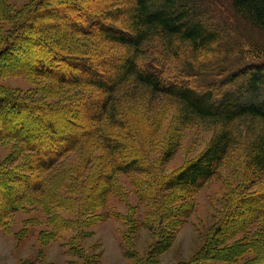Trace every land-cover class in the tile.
<instances>
[{
    "label": "trees",
    "instance_id": "1",
    "mask_svg": "<svg viewBox=\"0 0 264 264\" xmlns=\"http://www.w3.org/2000/svg\"><path fill=\"white\" fill-rule=\"evenodd\" d=\"M80 1L33 0L14 15L0 14V53L19 46L29 20L40 38L67 46L70 52L61 58L67 64L62 72L44 62L1 70L0 80L25 76L45 84L34 97L0 86L4 113L22 102L54 108L78 101L89 119V125H76L79 130L49 144L44 152L37 145L29 147L20 130H0V144L14 143L12 155L0 165V175L23 171L19 176L23 185L10 187L13 192L0 206V229L15 213L40 212V225L46 228L39 231L40 240L53 243L71 233L63 244L65 255L100 264L102 253L89 257L84 243L94 236V225L114 219L127 229L123 234L127 260L160 264L159 257L175 239L177 220L194 211V195L220 167L234 163L240 186L229 196L221 220L208 230L204 246L192 260L177 264H261L264 255L258 253L264 242L256 238L239 243L236 238L264 218V188L252 190L264 183V39L251 42L238 35V41L234 30L206 13L205 0H104L93 12H83ZM230 1L237 19L264 33V0ZM53 3L72 7L79 18L70 20L66 10L50 8ZM48 16L53 21L42 23ZM78 40L84 43L82 48ZM110 49L116 54L110 55ZM54 94L67 100L46 104ZM167 108L174 109L169 111L174 117L164 113ZM166 122H175L178 131L195 125L215 131L197 158L169 176H163L160 167L178 152L180 136L168 134L172 142L159 147L156 138ZM48 124L57 132L53 123ZM134 129L150 137L157 159L138 152ZM138 175L144 176V184L135 181L131 189H138L134 194L139 204H149L144 218L129 204L132 190L122 181ZM114 198L127 206L126 214L110 205ZM239 199L248 205L237 207ZM234 212L238 218L228 225L224 218ZM36 225V218H28L18 233L27 238ZM143 228L152 230L155 239L145 254L137 249Z\"/></svg>",
    "mask_w": 264,
    "mask_h": 264
},
{
    "label": "rangeland",
    "instance_id": "2",
    "mask_svg": "<svg viewBox=\"0 0 264 264\" xmlns=\"http://www.w3.org/2000/svg\"><path fill=\"white\" fill-rule=\"evenodd\" d=\"M32 1L33 0H0V14L6 16L14 15L25 9ZM103 2L104 0H82L78 2V4L83 7V12H93L94 10L101 9ZM204 6L206 8V13H210V16H212L211 19H213L214 22L229 26L230 32L234 30L235 39H238V35L239 37L246 36L251 42L264 39V33H258L250 26L244 25L235 17L230 0H205ZM50 8H58L59 11L66 10L69 12V16L71 15L70 20H77L79 18V12L72 7H66L65 9L62 5L53 3ZM5 10L8 12H5ZM52 18L51 16L43 17L41 22H51L53 21ZM35 22L36 20H34L33 23L35 24ZM31 23L32 21H27L22 33L25 34V39L19 43L18 47L14 50L12 49L13 52L3 51L0 53V71L26 69L29 66L37 67L44 62L45 65H56L57 70L62 72V70L67 67V64L61 58L70 53L67 46H53L48 40L40 38L37 32L38 29ZM240 40L242 41V39ZM79 44L82 48L84 43L79 41ZM108 52L110 55L116 54V51L111 49ZM76 53L77 52L74 54ZM34 80L25 76L4 78L0 80V86L5 90L11 91L13 94L22 96L33 95L34 97V95L40 93L41 89L44 88L43 86H45L42 81L37 79ZM80 93L79 96L83 98L84 93ZM261 97L264 100V93ZM82 98L80 100H82ZM58 100L64 102L67 99L60 95L57 97L56 94H54L53 97L47 100L46 104H55ZM247 100L250 101L248 98ZM45 106L46 105L41 103L34 105L22 102L17 104L9 113H4L0 108V130L3 132H12L18 129L21 131V134L26 136V143L29 147L37 145L38 148L44 152L49 144L59 142V140L63 141L65 136L74 133V130H79L77 126L87 125V122H89L85 107H81L78 101L69 104L64 103L54 108H47ZM171 109L174 111L173 108H167L164 113L169 112ZM171 113L169 112L167 115L169 118L171 116L174 117L173 113ZM48 123H53L57 132L50 130ZM171 123H168L170 125L166 124L164 127L165 129L157 136V143L160 144L159 147L167 146L172 142L169 137H173L174 133L177 132L180 136V148L174 157L164 164L162 163L160 170L163 176L173 174L183 168L188 162L197 158L204 151L215 134L213 129L202 127L201 125H195L178 131L176 123ZM131 134L136 139L134 146L138 148V152L157 159L158 152L152 149L153 144H151L152 148L150 149L149 136H146V134L136 129H134ZM13 147L14 143L12 141L0 144V165L12 155L14 150ZM237 168L234 166V163L223 165L219 168L218 173L206 183L205 187L194 195L192 198L194 211L186 219L177 220L179 223L173 228L175 239L167 251L159 257L160 264H177L181 261H190L201 250L206 242V233L213 224L221 220L222 209L228 201L229 196L233 194V190L240 186L238 183L240 172H238L239 169ZM22 174L23 171H17L12 174L2 173L0 175V206L3 205L6 194L8 195L13 192L10 187L19 188L23 185L22 180L19 178ZM143 178L144 176L138 175L126 177L121 180L127 188L131 189V184L134 185L133 183H135V181L141 184ZM124 188L126 189V187ZM263 188L264 183L262 182L261 184L257 183L255 188L252 187V190L256 192ZM131 190L132 194L129 196V204L136 214H140L144 218L149 204L146 202L139 204L137 196L134 194V190L136 192L138 189L134 186ZM148 192L151 195V192ZM177 195L182 196L183 192H179ZM110 205L115 208L116 211L123 214L128 212L127 206L116 198L110 201ZM243 205L247 206L248 204L243 203V201L239 199L237 207ZM237 207L234 205L233 210L237 211ZM142 217H139V219H143ZM28 218H36L37 225L31 227L32 229L27 238H23L19 233L23 230L24 222ZM41 218L40 212L32 211L30 214L18 212L13 215L12 221L8 226L0 229V264H26V262H30L29 264L90 263H88L86 259L65 255L63 244L72 236L71 233H64L63 238L53 243H45L43 240H40L38 238L39 231L46 229L45 226L40 225ZM236 218H238L237 212H234L227 218H224V221L228 225H232ZM91 230L94 232V236L89 237L84 243L89 257H92L96 252H101L102 258L100 264H132V261L124 257L126 247L123 244V234L127 229L122 223L114 219H107L104 222L94 225ZM256 238L264 242V218L258 223L253 224L247 232L238 235L236 241L244 243L247 241L246 239H248V242H253ZM137 239V249L141 254H145L155 242L152 230L144 228L140 231ZM164 241L165 239L163 238V242ZM258 244L259 242H257L256 246H258ZM263 255L264 249L258 253L259 257ZM252 258L253 255L251 254L249 259ZM261 264H264V261Z\"/></svg>",
    "mask_w": 264,
    "mask_h": 264
}]
</instances>
